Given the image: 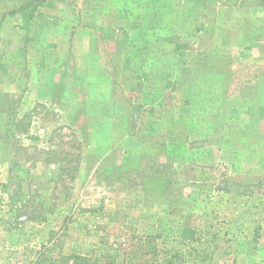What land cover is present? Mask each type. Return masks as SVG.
Returning <instances> with one entry per match:
<instances>
[{
    "label": "rangeland",
    "instance_id": "obj_1",
    "mask_svg": "<svg viewBox=\"0 0 264 264\" xmlns=\"http://www.w3.org/2000/svg\"><path fill=\"white\" fill-rule=\"evenodd\" d=\"M52 229L50 264H264V0H0V264Z\"/></svg>",
    "mask_w": 264,
    "mask_h": 264
},
{
    "label": "trees",
    "instance_id": "obj_2",
    "mask_svg": "<svg viewBox=\"0 0 264 264\" xmlns=\"http://www.w3.org/2000/svg\"><path fill=\"white\" fill-rule=\"evenodd\" d=\"M182 46L177 45L176 50L180 51ZM26 208V206H25ZM28 212V211H27ZM45 211L39 213V215H35V217L30 216V213H27L26 219L28 222L35 219L37 222H42L45 219ZM39 216V217H38ZM40 220V221H39ZM67 221V220H65ZM65 231V230H64ZM187 232V231H185ZM192 232V231H189ZM259 236V232L256 231L254 238L257 239ZM63 243V235H61L55 229H52L47 234L45 240L43 239L39 249H27L26 251V260H29L31 256L34 258L33 264H50L54 263L55 257V249L59 247ZM150 253L155 256L157 254V247H150ZM95 251L90 252L86 255H78L71 254L69 256L64 255L61 257L57 263L58 264H117L115 255L111 253H100L99 256L94 254ZM174 257H168L162 261L163 264H173ZM25 260V261H26ZM57 260V259H56ZM71 260V262H69ZM32 264V263H31Z\"/></svg>",
    "mask_w": 264,
    "mask_h": 264
}]
</instances>
